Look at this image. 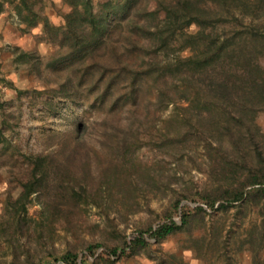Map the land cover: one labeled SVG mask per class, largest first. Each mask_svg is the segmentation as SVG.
Here are the masks:
<instances>
[{
  "label": "rangeland",
  "instance_id": "obj_1",
  "mask_svg": "<svg viewBox=\"0 0 264 264\" xmlns=\"http://www.w3.org/2000/svg\"><path fill=\"white\" fill-rule=\"evenodd\" d=\"M27 3L54 25H62L70 9L66 0ZM15 4L21 0L0 14V264H61L57 259L66 250L75 251L85 264H253L250 242L263 230L261 203L208 208L201 198L212 193L215 184L206 173L205 147L177 150L155 143L162 124L176 112L174 105L156 111V91L149 83L144 93L136 88L135 102L125 99L127 81L105 88V76L116 74L123 61L140 71L141 51H126L117 63L105 47L125 50L129 20L141 23V11L153 9L155 0H131L126 17L109 16L115 27L95 58L85 56L82 66L65 59L64 47L40 38L41 22L27 27ZM131 122L137 143L108 147L115 141L107 139L111 125L125 129ZM257 122L264 129V114ZM76 131L83 134V146L73 147ZM37 153H49L55 160L68 153L70 161L60 163L59 173L48 170L24 209L17 200L29 172L26 156ZM61 187L80 197L75 204L50 207L46 202ZM176 198L193 211L179 231L160 242L149 239L147 251L109 256V247H122L139 229L162 220ZM198 204L205 211L192 208ZM174 219L180 222L179 212ZM89 243L101 245L96 258L85 251ZM259 256L264 259V247Z\"/></svg>",
  "mask_w": 264,
  "mask_h": 264
},
{
  "label": "trees",
  "instance_id": "obj_2",
  "mask_svg": "<svg viewBox=\"0 0 264 264\" xmlns=\"http://www.w3.org/2000/svg\"><path fill=\"white\" fill-rule=\"evenodd\" d=\"M66 1L70 9L63 15L62 25L51 24L27 0H21L22 6L15 4L14 8L27 27L41 22L40 38L64 47L65 59L82 66L85 56L95 58L97 49L115 27L111 26L109 16L126 17L131 0ZM13 3L14 0H0V13ZM140 16L141 23L129 20L122 53L108 44L105 47L117 63L124 60L122 55H127L126 51H141L140 71L132 70L123 61L116 74L105 76V88L127 81L129 91L125 99L135 102L136 88L144 93L149 83V88L156 91V111L169 104L176 111L158 130L160 141L156 145L162 147L164 143L177 150L197 146L206 149V173L215 188L202 195V202L213 210L255 200L261 203L264 213V129L257 122L264 114V0H155L154 8L143 9ZM92 80L93 88L96 80ZM111 127L106 132L107 139L115 141L108 147H133L137 143L132 122L125 129ZM82 135L75 132L73 147L83 146ZM59 153L62 155L63 150ZM69 156L66 153L65 159L56 160L49 153L26 156L29 172L21 181L22 191L17 200L22 202V208L25 209L24 202L36 192L48 170L59 173L60 163H68ZM79 197V193L67 187L46 204H75ZM180 202L178 198L171 201L162 220L139 229L122 247H109V256L115 259L147 251L149 239L160 242L179 231L193 214ZM192 208L205 211L200 204ZM176 212L180 213V222L174 219ZM262 223L263 230L250 242L253 264H264L259 256L264 247V218ZM100 246L89 243L85 251L95 256ZM57 260L61 264H85L72 250H66Z\"/></svg>",
  "mask_w": 264,
  "mask_h": 264
},
{
  "label": "crops",
  "instance_id": "obj_3",
  "mask_svg": "<svg viewBox=\"0 0 264 264\" xmlns=\"http://www.w3.org/2000/svg\"><path fill=\"white\" fill-rule=\"evenodd\" d=\"M3 13V12H2ZM1 14V13H0Z\"/></svg>",
  "mask_w": 264,
  "mask_h": 264
}]
</instances>
